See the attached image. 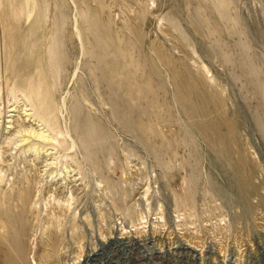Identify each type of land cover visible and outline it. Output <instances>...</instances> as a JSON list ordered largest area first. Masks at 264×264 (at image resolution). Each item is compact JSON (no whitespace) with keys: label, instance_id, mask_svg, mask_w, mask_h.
I'll use <instances>...</instances> for the list:
<instances>
[{"label":"rangeland","instance_id":"1","mask_svg":"<svg viewBox=\"0 0 264 264\" xmlns=\"http://www.w3.org/2000/svg\"><path fill=\"white\" fill-rule=\"evenodd\" d=\"M33 1L0 0L38 88L0 78V264H264V0Z\"/></svg>","mask_w":264,"mask_h":264},{"label":"bare ground","instance_id":"2","mask_svg":"<svg viewBox=\"0 0 264 264\" xmlns=\"http://www.w3.org/2000/svg\"><path fill=\"white\" fill-rule=\"evenodd\" d=\"M32 1V4H33V0H31ZM38 1V0H37ZM43 2V1H42ZM45 2V1H44ZM41 4V3H40ZM26 5H28V4H26ZM42 5V4H41ZM24 6H25V4H24ZM30 6V5H29ZM44 6V5H43ZM42 6V7H43ZM46 6H48L47 5V3H46ZM38 7V6H37ZM26 8V7H25ZM44 8V7H43ZM41 9L42 10V12L41 13H43V11L46 9V8H44V9ZM47 10V9H46ZM22 11V10H21ZM24 12V11H23ZM27 14H31V13H27ZM28 16V15H27ZM43 16V15H42ZM45 16V15H44ZM30 17V16H29ZM46 18H47V15H46ZM25 19H27V18H25ZM25 21V20H24ZM45 23H47V22H45ZM44 23V24H45ZM44 26V25H43ZM47 45H49V44H47ZM50 46V45H49ZM45 47H47V46H45ZM45 50V49H44ZM48 50V49H47ZM52 50V49H51ZM50 50V51H51ZM53 51V50H52ZM51 51V52H52ZM55 53V52H54ZM54 53H52V54H54ZM48 55V54H47ZM50 56V55H49ZM109 57V56H108ZM52 58V57H51ZM53 59V58H52ZM16 60L17 61H20V59L18 58V57H16ZM50 60V59H49ZM100 60V59H99ZM53 62V61H52ZM51 63V62H50ZM99 63V62H98ZM101 63V62H100ZM12 66H13V64H14V59L12 60ZM96 64H97V62H96ZM95 65V64H94ZM93 65V66H94ZM54 66V65H53ZM95 67V66H94ZM9 67H8V63L6 62L5 63V65H4V70H3V73L4 74H0V78H1V76L2 75H4V77H5V80H7V86H10L8 89L9 90H21L22 88H21V86H20V83L18 82V76H17V74H15L13 71H8L7 69H8ZM59 70V69H58ZM25 71H27V73H26V75H25V77H24V80H25V85H23L24 86V89H22V92L26 95V99L27 100H29L30 101V105H33L34 106V104H36L37 103V96H38V88H37V83H36V75H35V73H33L32 72V65L31 66H28V65H25ZM49 71V70H48ZM61 73V72H60ZM56 74V73H55ZM52 75V74H51ZM58 75V74H57ZM54 76V75H53ZM56 77H58V76H56ZM101 78V77H100ZM58 79V78H57ZM103 79V78H102ZM58 81V80H57ZM104 81V80H103ZM4 82V81H3ZM111 84V83H110ZM108 85V84H107ZM109 86V85H108ZM111 86V85H110ZM20 87V88H19ZM96 87H98V86H96ZM40 88V87H39ZM99 89V88H98ZM97 89V90H98ZM113 89V88H112ZM112 89H111V92H112ZM100 90V89H99ZM44 91V90H43ZM115 92H116V90H115ZM22 93V94H23ZM101 93V92H100ZM113 93H114V90H113ZM41 94V93H40ZM116 94H117V92H116ZM46 95V94H45ZM117 95H119V94H117ZM124 97V96H123ZM120 98H121V96H120ZM125 98V97H124ZM47 99V98H46ZM50 99V98H49ZM123 99V98H122ZM127 99V98H126ZM125 99V100H126ZM51 100V99H50ZM125 100H123V101H125ZM123 101H121V102H123ZM48 102V101H47ZM127 102V101H126ZM39 103V102H38ZM49 103V102H48ZM38 105V104H37ZM44 105V104H43ZM36 110H37V108H36ZM77 114V113H76ZM80 113H78V115H79ZM37 115V114H36ZM51 115V114H50ZM50 115H48L49 117H50ZM41 118H42V116H40ZM39 118V117H38ZM44 118V117H43ZM51 119H53V118H51ZM47 120H48V118H47ZM46 120V121H47ZM42 121V120H41ZM55 121V120H54ZM45 123V122H44ZM43 123V124H44ZM55 123V122H54ZM46 124V123H45ZM44 124V125H45ZM29 126H28V128H27V126H26V128H27V130H24V132L26 131V132H32V134H34V135H36L35 134V132H37L36 130H34L33 129V127H32V125L31 124H28ZM47 125H51L50 123H48ZM47 125H45V126H47ZM23 128V127H22ZM21 128V129H22ZM18 129H20V128H18ZM24 129H25V126H24ZM54 129V128H53ZM55 130V129H54ZM56 131H59L58 129L56 130ZM18 132H19V130H18ZM21 132V131H20ZM34 132V133H33ZM3 215V214H2ZM10 217H11V215H10ZM2 226V225H1ZM0 226V231H2V228H3V226L1 227ZM4 229V228H3ZM1 233V232H0ZM2 233H3V231H2ZM53 240V239H52ZM6 244V243H5ZM119 248V247H118ZM258 250V249H257ZM259 251V250H258ZM22 252V251H21ZM119 256V255H118ZM88 258V257H87ZM106 259V258H105ZM95 260V259H94ZM139 263V262H138Z\"/></svg>","mask_w":264,"mask_h":264}]
</instances>
